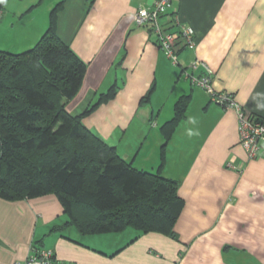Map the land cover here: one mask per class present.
I'll return each mask as SVG.
<instances>
[{"label": "crops", "instance_id": "0c3cea01", "mask_svg": "<svg viewBox=\"0 0 264 264\" xmlns=\"http://www.w3.org/2000/svg\"><path fill=\"white\" fill-rule=\"evenodd\" d=\"M10 1L3 0L0 47L11 52L33 47L64 1L57 34L87 64L66 108L81 114L117 86L83 123L136 167L159 169L162 127L179 99L189 96V103L161 169L179 181L185 200L178 238L135 228L133 235L131 227L82 235L65 225L69 216L55 194L0 197V264H24L34 248L50 249L69 264H264V157L249 159L241 145L236 108L214 102L182 72L194 59L206 62L218 91L264 118V0H172L161 23L171 29L178 21L189 24L197 34L194 50L178 45V64L150 26L134 20L138 8L157 0H17L5 10ZM18 13L15 38L3 37L1 28L15 26Z\"/></svg>", "mask_w": 264, "mask_h": 264}, {"label": "trees", "instance_id": "16d2710c", "mask_svg": "<svg viewBox=\"0 0 264 264\" xmlns=\"http://www.w3.org/2000/svg\"><path fill=\"white\" fill-rule=\"evenodd\" d=\"M63 3L53 8L48 29L33 47L21 52L0 48V197L55 194L69 216L65 225L82 235L133 227L178 238L175 226L185 200L179 181L161 169L189 96L179 99L174 118L162 127L166 141L157 171L124 159L83 123L85 114L114 97L115 86L81 114L66 108L83 83L87 64L57 34Z\"/></svg>", "mask_w": 264, "mask_h": 264}, {"label": "built area", "instance_id": "2783aa9c", "mask_svg": "<svg viewBox=\"0 0 264 264\" xmlns=\"http://www.w3.org/2000/svg\"><path fill=\"white\" fill-rule=\"evenodd\" d=\"M172 0H157L153 7H140L134 15L137 26H150L157 36V43L167 56L178 64V45L194 50L197 45L196 30L192 25L178 21L176 28L165 27L160 21L162 15L172 9ZM2 10H0V18ZM202 67L203 72L194 71ZM183 74L190 79L193 86L202 88L211 100L225 108H236L239 117L240 143L246 150L249 159L264 157V118L242 109L232 95L218 91L214 86L212 68L200 59H194L188 67L182 68ZM20 264V263H16ZM24 264H69L56 260L54 252L45 248H34Z\"/></svg>", "mask_w": 264, "mask_h": 264}, {"label": "rangeland", "instance_id": "374dc122", "mask_svg": "<svg viewBox=\"0 0 264 264\" xmlns=\"http://www.w3.org/2000/svg\"><path fill=\"white\" fill-rule=\"evenodd\" d=\"M12 1H17V0H11L10 3H8V6L5 7V10H8V11H12L14 9V7H12L13 5L11 4ZM20 5H21V2H20ZM14 6H18L17 3H15ZM21 8V7H20ZM18 10V9H17ZM19 11V10H18ZM20 14L18 13L17 15V22L15 24V26H10V28L8 29L7 26L6 27H2L1 30H2V36L3 37H8V38H15V33L17 31H19V28H20V24H19V20H20ZM1 48V47H0ZM1 49H4V48H1ZM5 50V49H4ZM15 52V51H13ZM170 59V58H169ZM171 60V59H170ZM172 61V60H171ZM173 62V61H172ZM174 63V62H173ZM184 75L186 76V74L184 73ZM115 88L117 89L118 87L115 86ZM132 230V234L134 235L135 233V229L133 227L130 228Z\"/></svg>", "mask_w": 264, "mask_h": 264}]
</instances>
